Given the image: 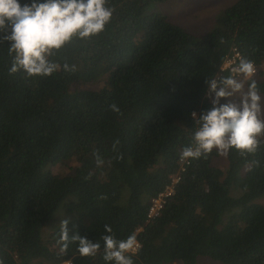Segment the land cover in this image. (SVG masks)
I'll return each instance as SVG.
<instances>
[{"label":"trees","instance_id":"16d2710c","mask_svg":"<svg viewBox=\"0 0 264 264\" xmlns=\"http://www.w3.org/2000/svg\"><path fill=\"white\" fill-rule=\"evenodd\" d=\"M170 1L0 0V264H264V125L239 129L220 168L207 97L236 49L264 98V0L204 35L151 12ZM22 29L50 42L20 62Z\"/></svg>","mask_w":264,"mask_h":264},{"label":"rangeland","instance_id":"374dc122","mask_svg":"<svg viewBox=\"0 0 264 264\" xmlns=\"http://www.w3.org/2000/svg\"><path fill=\"white\" fill-rule=\"evenodd\" d=\"M237 1L171 0L164 4L153 5L151 12L163 13L169 17L172 23L181 26L188 32L204 35L219 26L220 15ZM49 42L46 34L42 32L22 29L19 36L18 61H25L32 50L44 48L49 45ZM246 80L241 78L233 80L221 95L214 99L220 110L218 117L219 123L222 125L216 144L222 156L217 159L216 165L223 169L227 166L228 147L238 143L239 129L254 118H259L264 125V98L260 94L250 91ZM52 170L55 173L60 171L57 166H54ZM261 203L264 204V200ZM68 215L64 209L58 211L53 222L43 231L44 236H48L52 231L61 227ZM198 264L218 263L209 259H201Z\"/></svg>","mask_w":264,"mask_h":264},{"label":"built area","instance_id":"2783aa9c","mask_svg":"<svg viewBox=\"0 0 264 264\" xmlns=\"http://www.w3.org/2000/svg\"><path fill=\"white\" fill-rule=\"evenodd\" d=\"M228 73L234 79H250L255 77L258 74V67L252 63L244 60L242 54L234 49L231 56L227 57L224 62L221 72L217 75L215 80L212 82L211 86L208 89L207 97L213 99L216 96L221 94V77ZM182 165L189 164L188 160H181ZM184 170V166L182 167ZM180 178L175 176L171 184L166 188V190L159 194L156 198L152 199L151 207L148 213V222L156 220L160 215L167 204V200L174 195L175 185L179 182ZM140 247L138 241H134L132 244L126 247V251L129 253H136Z\"/></svg>","mask_w":264,"mask_h":264}]
</instances>
